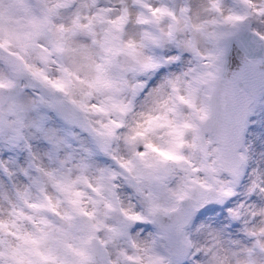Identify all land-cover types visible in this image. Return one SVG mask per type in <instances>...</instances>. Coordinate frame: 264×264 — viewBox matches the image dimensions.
Returning <instances> with one entry per match:
<instances>
[{
	"label": "clouds",
	"instance_id": "1",
	"mask_svg": "<svg viewBox=\"0 0 264 264\" xmlns=\"http://www.w3.org/2000/svg\"><path fill=\"white\" fill-rule=\"evenodd\" d=\"M55 2L48 0L49 6ZM213 2L221 4L225 16L232 9L246 13L244 27L264 34V15L260 14L264 0H251L253 7L243 6L239 0H68V6L60 10L63 19L58 26L70 28L78 14L85 30L72 44L87 48L89 60L50 52L43 62L34 52H22L15 46L9 49L48 80H64L68 85L67 92H59L27 69L16 81L29 100L44 96L63 102L67 119L56 111H45L48 126L57 129L66 143L49 159L51 146L33 131L25 130V140L11 151L7 131L0 136V240L15 247L23 243L19 236L38 237L60 228L83 234L91 228L95 229L94 244L103 253L96 258L97 264H154L156 258L163 264H177L175 246H184L185 241L189 246L182 264H237L235 253L257 240L264 241V140L257 143L248 135L242 141L234 157L239 165L235 176L225 170V160L188 148L182 150L184 161L169 162L163 171L146 168L136 156L147 153L159 159L147 145L166 150L171 138L168 127L157 125H163L165 117L175 120V112L169 109L176 106L184 116L190 115L178 95H186L185 86L195 76L213 71L207 67L211 43L201 39L199 54L177 47V41L191 38V33L182 30V9L208 7ZM39 3L32 0L34 6ZM159 9H167L175 19L167 14L157 18L153 11ZM142 16L148 23L140 22ZM220 18L215 12L203 16L209 32L223 30L210 23ZM89 25L94 35L86 30ZM109 33L119 37L106 45L112 53L95 43L104 42ZM257 39L246 32L245 40ZM235 51L233 46V55ZM0 56L8 57V51L0 49ZM174 56L181 59L167 63ZM149 59L164 63V68L142 74L132 71L139 67L138 62ZM97 64L104 65L109 86L90 87L99 75ZM7 71L0 60V72ZM170 81L180 82L178 93ZM137 83L145 87L133 95L131 88ZM257 104L264 114V95ZM73 119L78 123L71 122ZM109 130L111 136L106 135ZM105 141L107 151L102 147ZM45 173H52L55 179ZM30 177L40 181L42 191ZM225 192L231 195H222ZM19 193H29L27 203ZM205 201L208 203L195 212L183 235L165 231ZM157 207L160 210L154 213ZM234 213L239 220L233 218ZM132 216L142 219L131 220ZM0 251L6 248L0 247Z\"/></svg>",
	"mask_w": 264,
	"mask_h": 264
},
{
	"label": "snow or ice",
	"instance_id": "2",
	"mask_svg": "<svg viewBox=\"0 0 264 264\" xmlns=\"http://www.w3.org/2000/svg\"><path fill=\"white\" fill-rule=\"evenodd\" d=\"M139 2V0H138ZM245 7H253L251 0H239ZM68 6V0H57L52 6H49L48 0H40L39 5H33L32 0L23 6L24 18L18 21H12L5 16L6 5L0 0V49L8 51V57L0 56L7 66V73L0 72V136L7 131L6 142L9 145V151L15 148L21 141L25 140V130H30L39 134L52 148L48 153L49 159H52L59 151L61 144L66 141L61 140L58 136V130L48 126L49 116L47 110L56 111L58 115L67 119L63 108L62 101H53L40 96L36 100H29L25 97L23 89L17 86L19 79L24 70L31 72L33 76L43 77L46 84L59 92H67L68 85L64 80L51 81L43 76V73H37L25 61L23 56L9 51L13 46L19 48L22 52H34L38 58L47 62L50 52H56L61 55L67 54L70 57L79 56L83 60H89L88 49L85 47L74 48L72 41L83 30V26L77 18L72 21V26L66 28L63 25L58 26V20H62L60 10ZM87 6V5H85ZM147 7V5H143ZM208 12L219 13L220 19L210 21L212 25L222 28L223 30L208 31V21H203V16ZM160 14L173 16L167 9L153 11V15L159 18ZM264 15V12L260 13ZM127 10H125V17ZM125 17H122L121 23ZM173 19L175 17L173 16ZM247 20V14L236 9L230 10L228 15H223L222 6L219 2H213L208 7H196L188 5L181 11V21L184 25L183 31L191 33V38L177 41V47L186 49L195 54L198 53L200 40L212 44V51L207 59L210 63L208 68L213 71L201 73L193 78L185 86L186 95H178L180 104L186 106L191 114L184 116L178 106L170 108L176 114L175 120H167L163 125L158 127H168L170 131L167 135L171 138L166 150H161L149 144L147 147L157 153L159 159L150 158L147 153H136V156L144 162L148 169L155 171L167 170L169 162L180 163L185 160L182 150L188 148L195 152L203 153L207 157L210 153L219 159L227 162L225 168L232 175L238 174V163L234 157L242 141L246 139L255 122L257 116L258 104L256 102L255 89L250 91L252 85L259 80L261 86L260 95H264V56L255 57L252 52L264 53V34L252 32L251 29L245 28L244 23ZM181 21H177L179 24ZM203 21V22H201ZM141 23H148L143 18ZM175 28V25L173 26ZM89 34L92 33L91 25L86 29ZM246 32L257 37V40L251 41L254 48H250L245 40ZM171 35V33H169ZM119 37L111 36V33L105 36L104 42L99 43L101 48L106 52L112 53L113 49L106 47L110 41H116ZM236 44L244 52V61L239 71L232 73V79L228 81L231 85V91L226 93L231 100L225 99L222 111L217 109L214 103L217 94V82L221 80L226 72L228 58L232 52V46ZM132 47V45H129ZM180 56H174L167 63L178 62ZM106 60V63H110ZM139 67L133 68L134 73L142 74L144 72H156L164 68L165 64L149 59L145 62H138ZM91 67V65H88ZM95 71L99 74L90 87H97L103 84L109 86L105 77L104 65H95ZM69 75H71L69 73ZM127 84V81H124ZM173 90L179 92V81L169 82ZM145 87L143 83H137L131 88L133 95L140 88ZM75 103V101H73ZM82 107V105H81ZM74 123H78L73 119ZM111 136L109 130L106 133ZM143 136L144 133H138ZM191 137L188 140V137ZM136 137L132 138L134 143ZM107 151L108 142L102 145ZM31 152V146H28ZM128 167V165H123ZM86 167V165H84ZM4 172L9 176L11 173L5 167ZM25 175L28 172L24 169ZM38 171H43L38 169ZM51 179H55L52 173H45ZM33 179L35 186L41 188L40 181ZM21 200L28 202L29 193H19ZM222 195H231L230 192ZM180 199H183L181 196ZM75 203V202H74ZM198 205L197 208L181 218L175 225L165 229L167 232H175L177 235H183L184 229L192 223L195 212L206 206ZM29 207L36 208L37 205L29 204ZM159 207L154 208L153 212L159 211ZM87 215V213H85ZM233 218L239 220V214L234 213ZM131 220H141L140 216H132ZM95 229H88L83 234H77L72 228L65 230L57 229L53 232H42L38 237L32 235L19 236L18 239L23 243L13 247L0 240V247H5L6 251H0V264H97V257L103 253L95 244ZM116 232V235H121ZM264 236V233H261ZM103 243V242H101ZM188 242L184 246H175V257L177 264H182L183 258L187 255ZM237 264H264V241L257 240L253 245L243 247L235 253ZM7 257V261H5ZM154 264H163L160 258H156ZM171 264V262H169Z\"/></svg>",
	"mask_w": 264,
	"mask_h": 264
},
{
	"label": "water",
	"instance_id": "3",
	"mask_svg": "<svg viewBox=\"0 0 264 264\" xmlns=\"http://www.w3.org/2000/svg\"><path fill=\"white\" fill-rule=\"evenodd\" d=\"M246 42L249 44L250 48H254V45L251 44V41ZM233 46H235V54L233 55ZM232 46V52L231 55L228 58V63L226 66V72L221 80L217 82V94L214 100L215 105L217 106V109L222 111V106L225 101V99L231 100L230 96H226L225 94L231 91V85L228 83L232 79V73L239 71V68L242 66V63L244 61V52L243 50L237 46L236 44H233ZM252 55L255 57L264 56V53L259 52H252ZM233 60H235V63H233ZM252 89H255L256 97L258 92L261 90V86L259 83V80L257 79L256 82L252 85V88H250V91Z\"/></svg>",
	"mask_w": 264,
	"mask_h": 264
},
{
	"label": "rangeland",
	"instance_id": "4",
	"mask_svg": "<svg viewBox=\"0 0 264 264\" xmlns=\"http://www.w3.org/2000/svg\"><path fill=\"white\" fill-rule=\"evenodd\" d=\"M3 2L6 5L5 16L15 22L24 18L23 6L30 0H3ZM248 135L257 143L264 140V114L257 111L255 122Z\"/></svg>",
	"mask_w": 264,
	"mask_h": 264
}]
</instances>
